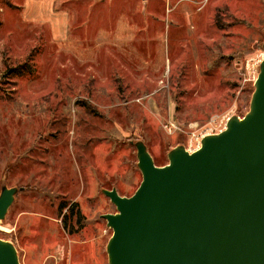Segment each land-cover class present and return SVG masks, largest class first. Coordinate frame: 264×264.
<instances>
[{"label":"rangeland","instance_id":"1","mask_svg":"<svg viewBox=\"0 0 264 264\" xmlns=\"http://www.w3.org/2000/svg\"><path fill=\"white\" fill-rule=\"evenodd\" d=\"M263 41L264 0H0V192L21 187L0 237L20 262L109 264L103 188L139 187L136 141L165 165L244 116Z\"/></svg>","mask_w":264,"mask_h":264},{"label":"water","instance_id":"2","mask_svg":"<svg viewBox=\"0 0 264 264\" xmlns=\"http://www.w3.org/2000/svg\"><path fill=\"white\" fill-rule=\"evenodd\" d=\"M135 145L139 187L103 188L117 208L102 215L113 230L109 264H264V55L248 112L196 150L178 145L157 165L143 140ZM19 190L2 187L0 220ZM0 264H22L1 237Z\"/></svg>","mask_w":264,"mask_h":264},{"label":"trees","instance_id":"3","mask_svg":"<svg viewBox=\"0 0 264 264\" xmlns=\"http://www.w3.org/2000/svg\"><path fill=\"white\" fill-rule=\"evenodd\" d=\"M27 65V63H22V64H19V65H17L16 67H14V68H8L7 69V73H12V72H15L16 70H17V73H20V74H22V73H24L25 72V66ZM31 70H32V68H31ZM31 72V71H30ZM68 205L66 204V203H62L60 206H59V209H60V215H62V224H63V227H64V229L66 230V231H68V232H70V233H72V232H75L76 230H78L79 229V227H73V226H71L69 223H68V215H67V213H64L63 214V211H64V209L67 207ZM68 209H70L71 210V212L72 213H74L75 214V212H76V214H77V221L79 222V224H80V226L82 227V225H83V220H84V215H83V213L81 212V209L79 208V204L76 202V201H74V202H72L71 203V205H70V207L68 208ZM75 209H76V211H75ZM62 213V214H61Z\"/></svg>","mask_w":264,"mask_h":264},{"label":"crops","instance_id":"4","mask_svg":"<svg viewBox=\"0 0 264 264\" xmlns=\"http://www.w3.org/2000/svg\"><path fill=\"white\" fill-rule=\"evenodd\" d=\"M62 227H63V224H62ZM63 230H64V228H63ZM70 254H71V252H70Z\"/></svg>","mask_w":264,"mask_h":264},{"label":"built area","instance_id":"5","mask_svg":"<svg viewBox=\"0 0 264 264\" xmlns=\"http://www.w3.org/2000/svg\"><path fill=\"white\" fill-rule=\"evenodd\" d=\"M228 122V121H227ZM208 135V134H207Z\"/></svg>","mask_w":264,"mask_h":264}]
</instances>
